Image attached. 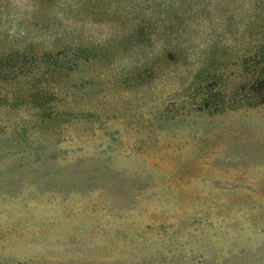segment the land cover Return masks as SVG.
Masks as SVG:
<instances>
[{
	"label": "rangeland",
	"instance_id": "1",
	"mask_svg": "<svg viewBox=\"0 0 264 264\" xmlns=\"http://www.w3.org/2000/svg\"><path fill=\"white\" fill-rule=\"evenodd\" d=\"M39 2L0 0V53L43 27L109 49L69 77V126L0 90V264H264V104L229 102L264 0ZM211 74L218 112L197 109Z\"/></svg>",
	"mask_w": 264,
	"mask_h": 264
},
{
	"label": "trees",
	"instance_id": "2",
	"mask_svg": "<svg viewBox=\"0 0 264 264\" xmlns=\"http://www.w3.org/2000/svg\"><path fill=\"white\" fill-rule=\"evenodd\" d=\"M96 0H81L77 3L71 0H40V4H62L67 11L79 6L90 8ZM99 1V0H98ZM77 4V5H76ZM80 8V7H79ZM135 33L146 31L147 25L133 23ZM65 29V28H64ZM63 29V30H64ZM53 31L46 35L43 27L36 47L31 43L24 49H12L8 53H0V87L1 91L9 94L4 97L6 101L14 100L17 104L30 107L37 111V116H31L29 121L36 125L53 122L58 128L69 126L67 117H74V113L67 107L68 90L71 88L69 77L84 63L99 57L101 51H106L107 42L90 46L84 41L76 42L65 36L64 31ZM178 44L170 47L166 54L169 62L177 63L180 52ZM109 49V48H108ZM246 62V76L229 101L232 106L253 107L264 104V40L261 41ZM211 72L209 69L206 70ZM207 75V74H206ZM209 78H216V84H200L197 89L198 110L222 111L227 108L226 94L223 87H217L222 76L211 74ZM239 88V89H240ZM60 101V102H59ZM61 102L62 105H58ZM56 105L59 107L55 106ZM1 105V104H0ZM4 108L10 104H3ZM61 119V120H60ZM60 120L58 123L56 121ZM28 125V124H27Z\"/></svg>",
	"mask_w": 264,
	"mask_h": 264
}]
</instances>
